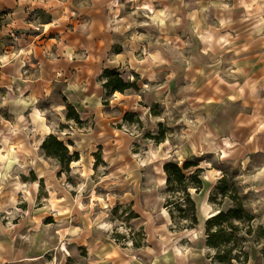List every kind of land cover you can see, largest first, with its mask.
I'll return each mask as SVG.
<instances>
[{"label": "rangeland", "instance_id": "rangeland-1", "mask_svg": "<svg viewBox=\"0 0 264 264\" xmlns=\"http://www.w3.org/2000/svg\"><path fill=\"white\" fill-rule=\"evenodd\" d=\"M94 1L118 9L120 19L111 21L118 43L130 41L138 58L160 50L172 68L175 65V74L204 51L213 58L225 53L218 38L217 43L210 36L209 44L198 41L203 31L193 12L208 9L207 3L202 7L203 0H196L201 7L195 0ZM262 7L264 0H257L255 9ZM157 26L160 34L171 32L177 38L171 43L166 37L165 42ZM121 48L115 44L113 53ZM115 65L121 78L133 85L129 92L142 96V107L124 130L132 137V145L114 167L105 165L101 155L78 154V162L72 161L68 169L63 166L60 183L74 190L72 199H57L50 192L53 213L45 211L43 180H37L23 148L40 154L42 142L52 135L71 156L85 122L79 120L65 94L36 100L37 109L33 102L21 109L18 94L9 97L0 92V240L5 235L10 238L5 251H11V264H264V169L257 171L264 156L232 152L234 128L226 108L221 110L222 124L218 126L214 119L211 130L204 131L179 84L168 91L163 79L144 81L125 68L126 61ZM236 75L221 73L233 80ZM157 89L161 93L155 95ZM192 139L205 148L185 157L182 145ZM218 140L224 145L221 148ZM43 154L54 161L48 165L59 166L57 159ZM169 163L192 166L183 171L182 182L170 176L167 185L162 166ZM196 169V178L201 180L198 190L195 181L188 179ZM33 179L38 188L32 198L28 185ZM71 200L73 211L79 210L83 221H60L68 214ZM219 212L224 214L220 222L207 225ZM74 224L76 229H72ZM83 226L76 244L71 231Z\"/></svg>", "mask_w": 264, "mask_h": 264}, {"label": "crops", "instance_id": "crops-1", "mask_svg": "<svg viewBox=\"0 0 264 264\" xmlns=\"http://www.w3.org/2000/svg\"><path fill=\"white\" fill-rule=\"evenodd\" d=\"M256 1H201L202 7L207 3L208 9L193 12L200 15L195 16L203 31L198 41L203 45L210 43L208 36L215 38L216 43L219 39L225 53L213 58L204 51L196 59L188 60L175 74V65L172 68L160 50L153 49L146 57L138 58L130 41L118 43L111 23L113 18L120 19L118 9H107L106 4L94 0H0V92L9 97L18 94L21 109L32 102L37 109L36 100L54 93L65 94L78 111L79 120L85 122L83 132L74 141L76 153L90 158L101 155L103 163L110 168L129 151L133 139L124 130L132 123L133 114L142 107V96L136 91L107 93L102 87L103 72L117 71L115 62L126 61L125 68L144 81L163 79L168 91L179 84L186 93L193 118L202 121L204 131L211 130L214 119L218 126L222 124V107L229 110L235 139L232 152L264 156V7L255 9ZM108 25L112 27L109 31ZM158 32L165 42L166 37H170L171 43L177 38L175 33L163 35L159 29ZM115 44L122 47L120 52L113 53ZM224 72L236 73L237 79L223 78L221 73ZM158 91L155 95L161 93ZM125 115L130 120H124ZM9 139L12 145L11 137ZM217 144L220 148L224 146L222 140ZM182 147L185 157L205 148L193 139L185 141ZM23 150L37 180H43L45 211L53 213L48 202L50 192L57 199H72L73 186L68 185L69 189L60 183L63 166L48 165L47 162L54 161L47 158L43 150L39 149L40 154ZM261 169H264V161L257 171ZM28 187L30 197H35L36 179ZM75 202L68 214L59 217L60 221H83L80 211H73ZM53 217L54 221L59 219L57 214ZM75 225L72 229H76ZM83 228L71 231L74 243L79 242L76 238ZM9 240L6 235L2 242L0 240V264H11V251H5V241Z\"/></svg>", "mask_w": 264, "mask_h": 264}, {"label": "trees", "instance_id": "trees-1", "mask_svg": "<svg viewBox=\"0 0 264 264\" xmlns=\"http://www.w3.org/2000/svg\"><path fill=\"white\" fill-rule=\"evenodd\" d=\"M102 80H103V84L102 87L103 89H105V91L108 92H119L122 93L126 90L132 89L133 85L131 83L125 82L121 76L119 75V73L115 70H105L102 74ZM75 122L78 121V118L75 115ZM124 120L128 121L130 120L128 115H125ZM41 150H43L47 156L49 157H54L55 159L58 160L59 164H61L62 166L67 167L72 161H77V153H73L71 156L68 155L67 153V149L64 145H62L61 142L57 141L52 135L48 136V138H46L42 144H41ZM191 164H187L184 163L181 167L177 166L174 163H169V164H165L163 165V171L166 174V182L165 184L169 185L170 183V176H173V179L175 182H182L183 179L185 178L183 171L188 169L189 167H191ZM172 170V172L170 171ZM198 172V169H196L192 174H190L188 176V179L190 180H194L195 181V189L198 190L201 187V180H199L198 178H196V174ZM191 204L193 206V202L191 200ZM224 216V214H222L221 212H219L217 215L211 217L210 219H208L206 221L207 225H210V223L213 222H220L221 218ZM194 220H195V216L193 215ZM193 220V222H194ZM206 231V229H205ZM215 234H217V232H215ZM216 235H213V238ZM210 239V238H208ZM208 243V241H207ZM216 247V246H214Z\"/></svg>", "mask_w": 264, "mask_h": 264}, {"label": "bare ground", "instance_id": "bare-ground-1", "mask_svg": "<svg viewBox=\"0 0 264 264\" xmlns=\"http://www.w3.org/2000/svg\"><path fill=\"white\" fill-rule=\"evenodd\" d=\"M11 158H9V159H7L8 161H7V163H6V165H8V164H10V160ZM74 164H76V162H74ZM262 171V170H261Z\"/></svg>", "mask_w": 264, "mask_h": 264}]
</instances>
